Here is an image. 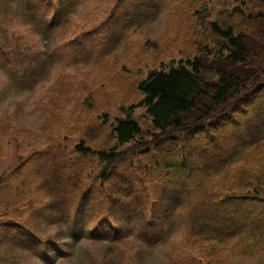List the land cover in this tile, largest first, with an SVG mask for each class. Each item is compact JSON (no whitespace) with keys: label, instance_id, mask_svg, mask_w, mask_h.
Instances as JSON below:
<instances>
[{"label":"trees","instance_id":"trees-1","mask_svg":"<svg viewBox=\"0 0 264 264\" xmlns=\"http://www.w3.org/2000/svg\"><path fill=\"white\" fill-rule=\"evenodd\" d=\"M181 1L196 18L193 53L150 68L139 102L122 106L109 129L97 123L53 164L0 174V264H66L84 241L105 242L123 264L156 248L171 264H264V0ZM80 2L0 0V81L35 88L64 46L93 34L109 53L167 3L114 0L100 24L67 39ZM13 19L42 45L10 30ZM137 106L151 128L133 116Z\"/></svg>","mask_w":264,"mask_h":264},{"label":"rangeland","instance_id":"rangeland-1","mask_svg":"<svg viewBox=\"0 0 264 264\" xmlns=\"http://www.w3.org/2000/svg\"><path fill=\"white\" fill-rule=\"evenodd\" d=\"M166 2L154 23L129 29L109 53L100 48L103 43L99 39H90L93 34L86 35L85 43L63 47L62 59L35 88L17 92L0 81V91H5L0 97V174L21 162L53 164L65 146L72 148L83 135L94 136L97 123L106 120L104 126L109 129L116 116L124 115L122 106L139 102L137 83L150 68L158 67L160 60L167 65L171 58L194 52L193 12L189 6L179 9L181 0ZM113 5L114 0H81L65 37H82L108 17ZM210 6L218 8L220 4L213 1ZM6 25L22 33L33 45H42V38L16 19ZM106 38L107 33L100 39ZM103 113L108 119L102 117ZM133 116L142 126L151 128V118L143 106H137ZM57 229L58 225L46 228L49 232ZM107 247L105 242L84 241L66 264H123L118 253L107 254ZM14 253L27 263L36 261L26 250L17 249ZM138 264L171 263L164 249L156 248Z\"/></svg>","mask_w":264,"mask_h":264}]
</instances>
